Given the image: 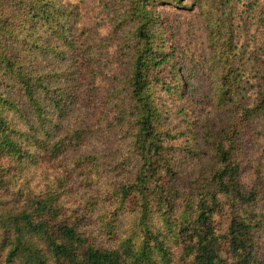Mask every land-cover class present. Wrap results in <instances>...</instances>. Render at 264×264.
Masks as SVG:
<instances>
[{
  "label": "trees",
  "instance_id": "16d2710c",
  "mask_svg": "<svg viewBox=\"0 0 264 264\" xmlns=\"http://www.w3.org/2000/svg\"><path fill=\"white\" fill-rule=\"evenodd\" d=\"M241 1L95 0L85 26L0 0V264H264V57L237 43L263 8ZM184 14L203 52L180 54Z\"/></svg>",
  "mask_w": 264,
  "mask_h": 264
},
{
  "label": "rangeland",
  "instance_id": "374dc122",
  "mask_svg": "<svg viewBox=\"0 0 264 264\" xmlns=\"http://www.w3.org/2000/svg\"><path fill=\"white\" fill-rule=\"evenodd\" d=\"M80 7V12L82 13V22L85 26H92L94 25V18L97 13V8L95 4V0H72ZM253 2L257 3L256 8L255 6L252 8V10L260 11L261 8H263V20H264V0H242V6L244 4H247V2ZM196 11V10H195ZM194 11V12H195ZM105 22V21H104ZM180 29L176 34V37L179 39V48L180 54L188 52V49L194 51V50H200V52H203L204 50V32L202 28H200V23L198 20V17H196V14L192 15H183V18H181L179 21ZM100 27L98 28V32L100 34H106L109 31L108 24L105 23H99ZM170 26V31L172 28V24ZM238 29V39L237 43H241L244 41V34H249L250 36L247 37L249 39L255 38L253 41L254 43L260 47L261 56L264 57V24L259 28V31L256 30L255 21L252 18H249L247 20H244V23H238L237 26ZM192 48V49H191ZM189 54V52H188ZM108 71H105L104 74H106ZM111 75V74H110ZM250 82V81H249ZM252 83H250V87L247 90V93L250 97L255 95L256 90L254 87L251 86ZM254 86V85H253ZM258 143L255 144V152L253 151V144L251 141H249L250 144H248L249 148V159L253 158L255 155V161L250 169H248L244 173V180L246 182H249L252 178L258 175H264V135L261 136L258 141ZM263 243H264V235H263Z\"/></svg>",
  "mask_w": 264,
  "mask_h": 264
}]
</instances>
